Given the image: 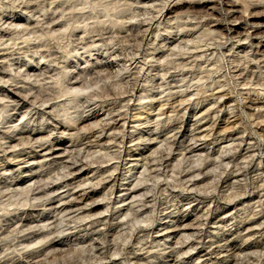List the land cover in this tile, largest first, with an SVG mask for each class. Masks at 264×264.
<instances>
[{
	"label": "clouds",
	"instance_id": "1",
	"mask_svg": "<svg viewBox=\"0 0 264 264\" xmlns=\"http://www.w3.org/2000/svg\"><path fill=\"white\" fill-rule=\"evenodd\" d=\"M0 264H264V0H0Z\"/></svg>",
	"mask_w": 264,
	"mask_h": 264
},
{
	"label": "rangeland",
	"instance_id": "2",
	"mask_svg": "<svg viewBox=\"0 0 264 264\" xmlns=\"http://www.w3.org/2000/svg\"><path fill=\"white\" fill-rule=\"evenodd\" d=\"M81 175H82V173H81ZM95 192H99V191H101V189H96V190H94ZM96 207H102V205H97ZM190 230V229H189Z\"/></svg>",
	"mask_w": 264,
	"mask_h": 264
}]
</instances>
